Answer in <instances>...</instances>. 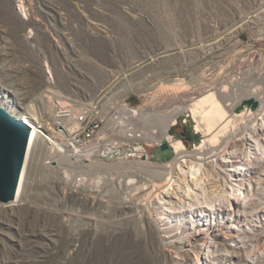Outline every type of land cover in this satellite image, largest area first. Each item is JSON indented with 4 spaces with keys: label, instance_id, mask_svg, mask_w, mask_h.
Here are the masks:
<instances>
[{
    "label": "rangeland",
    "instance_id": "374dc122",
    "mask_svg": "<svg viewBox=\"0 0 264 264\" xmlns=\"http://www.w3.org/2000/svg\"><path fill=\"white\" fill-rule=\"evenodd\" d=\"M27 3L30 16L23 20L14 0H0V93L27 108L42 107L38 96L46 87L32 47L36 43L52 53L53 90L63 96L106 100L114 108L126 102L159 115L216 89L225 87L229 94L237 78L242 95L253 84L250 73H264V0ZM30 31L32 39H27ZM121 132L107 154L98 152L74 165L95 159L108 166L90 176L74 166L48 169L32 160L20 211H0V264L8 258L16 264L193 263L192 253L181 249L183 239L168 243L155 217L149 223L128 222L141 199L134 206H129L132 201L118 205L129 190L127 169L116 167L134 160L156 164L154 150L160 146L121 140ZM185 132L181 126L173 130ZM79 178L86 180L79 185ZM85 215L96 223L85 222ZM263 234L261 229L251 235L257 246Z\"/></svg>",
    "mask_w": 264,
    "mask_h": 264
},
{
    "label": "bare ground",
    "instance_id": "6f19581e",
    "mask_svg": "<svg viewBox=\"0 0 264 264\" xmlns=\"http://www.w3.org/2000/svg\"><path fill=\"white\" fill-rule=\"evenodd\" d=\"M250 76L253 84L242 95L237 92L241 91V78H237L229 94L225 87L216 89L161 115L152 108L131 113L123 108L133 130L128 140L150 141L158 146L165 142L170 147V159L157 160L156 164L120 162L121 167L116 168L127 169L125 189L129 197L122 198L118 205L132 201L129 206H134L133 202L141 199L137 210L128 215V222L135 224L141 219L149 223L155 217L168 243L183 239L181 249L192 253V264H235L239 256L242 264H257L264 259V234L260 246L251 239L252 234L264 229V73ZM0 100L4 102L1 108L10 115L23 116L17 103L1 93ZM37 108L27 111L38 121ZM176 123L190 126L196 140L185 144L170 132ZM37 135L36 128L29 134L15 199L0 203L2 213L20 211L32 160L50 155L38 148ZM96 154L97 148L91 145L82 156L91 159ZM57 161L74 166L65 156H58ZM74 167L88 176L108 168L95 159ZM85 180L79 178V185ZM82 219L96 223L86 215ZM46 241H50L49 234ZM5 262L18 261L8 258Z\"/></svg>",
    "mask_w": 264,
    "mask_h": 264
},
{
    "label": "built area",
    "instance_id": "2783aa9c",
    "mask_svg": "<svg viewBox=\"0 0 264 264\" xmlns=\"http://www.w3.org/2000/svg\"><path fill=\"white\" fill-rule=\"evenodd\" d=\"M14 1L18 15L23 20H27L30 16L27 0ZM32 36L31 31L28 32L27 39H32ZM52 40L54 43L57 42L55 38ZM32 47L40 61V70L45 80L46 87L42 89L39 96H41V105L46 110L44 107H36L39 111L35 115L37 121L27 111V104L12 101L17 103L23 112L21 118L15 117V119L28 128L29 134L36 128L38 131V148L50 154L38 158V161L41 160L45 168L58 167L60 165L57 161L58 156H65L73 165H77L87 159L82 154L91 145L97 148V153L107 154L113 149L111 142L118 140L116 133L119 130L124 133L123 139L129 141L133 130L123 108L129 113L136 109L129 107L126 102L119 105L117 109L109 107L106 100L86 101L81 95L78 97L71 96L72 98L70 95L68 97L63 96L57 90H53L56 89V84L50 61L52 53L41 49L38 43ZM50 49L56 54H63L64 51L56 44L54 46L50 44Z\"/></svg>",
    "mask_w": 264,
    "mask_h": 264
},
{
    "label": "water",
    "instance_id": "95a60500",
    "mask_svg": "<svg viewBox=\"0 0 264 264\" xmlns=\"http://www.w3.org/2000/svg\"><path fill=\"white\" fill-rule=\"evenodd\" d=\"M256 107V105H253ZM181 126L185 133H174L186 144L185 140H196L190 126L177 123L170 132ZM28 128L6 110L0 107V203H10L15 199L21 168L28 146ZM156 161L170 159V147L163 142L154 150Z\"/></svg>",
    "mask_w": 264,
    "mask_h": 264
}]
</instances>
